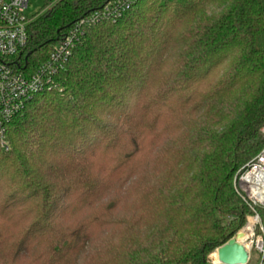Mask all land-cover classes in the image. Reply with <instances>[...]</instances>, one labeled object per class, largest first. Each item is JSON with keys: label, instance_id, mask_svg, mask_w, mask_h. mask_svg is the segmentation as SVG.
Returning a JSON list of instances; mask_svg holds the SVG:
<instances>
[{"label": "trees", "instance_id": "obj_1", "mask_svg": "<svg viewBox=\"0 0 264 264\" xmlns=\"http://www.w3.org/2000/svg\"><path fill=\"white\" fill-rule=\"evenodd\" d=\"M92 17L6 123L0 264L34 242L31 264H212L255 215L235 180L264 150V0H57L11 64Z\"/></svg>", "mask_w": 264, "mask_h": 264}, {"label": "built area", "instance_id": "obj_2", "mask_svg": "<svg viewBox=\"0 0 264 264\" xmlns=\"http://www.w3.org/2000/svg\"><path fill=\"white\" fill-rule=\"evenodd\" d=\"M44 1L52 3L57 0ZM30 6V0H0V144L5 148H7V121L24 107L28 99L49 83L53 74L64 67L80 32L83 30V25L98 18V16H95L97 18L92 17L87 21L75 24L56 45L47 61L35 68H31L29 72H24L17 70L15 68L16 65L11 63L24 52L27 45L29 39L28 24L31 17L28 15ZM262 132L264 134V127ZM256 165L258 166L256 170L264 171V150L257 157L256 162L251 164L249 169L242 174L246 175L248 171L251 172L254 170L252 169L253 166ZM240 179L241 177L237 179V187L240 186L238 190L243 195L244 201L255 212V215L251 218L256 219L253 221L249 218L251 221H248L243 229L250 223L254 225L255 221L258 224L257 227H262L260 217L256 213L255 208L257 206L264 207V204L260 203L255 197H252L249 190L245 191L241 188V183L245 185L243 183L245 178L242 179L241 183ZM252 242L254 248L252 250L257 251L259 258L256 261L252 255V251L249 252L248 264H264V232L254 231ZM211 263L214 264L212 261Z\"/></svg>", "mask_w": 264, "mask_h": 264}, {"label": "rangeland", "instance_id": "obj_3", "mask_svg": "<svg viewBox=\"0 0 264 264\" xmlns=\"http://www.w3.org/2000/svg\"><path fill=\"white\" fill-rule=\"evenodd\" d=\"M49 2H46V1H44V0H30V4H31V6H30V8L28 9V15H30V16H34V15H36V14H38V13H40L41 11H43V10H45V8H46V6H47V4H48ZM222 5V4H221ZM220 4L218 5V4H215V5H213V6H211L209 9H208V13L210 14V13H216V12H219V6H221ZM222 8V7H221ZM179 37H180V35H179ZM178 36H177V38H179ZM181 41V40H180ZM179 41V42H180ZM177 47L179 46L178 44L176 45ZM175 46V47H176ZM175 47L173 48H170V50L167 52V54L163 57V60H164V62L166 61V63L167 64H172L173 62H174V59H173V56L175 55V52H176V50L177 49H175ZM228 67H229V63H225V64H223V65H221V67H219L218 69H216L212 74H210L209 75V77L206 79V81L204 82V84L205 85H207L208 86V88L210 89V88H212V86L215 84V82H218L219 80H221L224 76H225V74H226V71H227V69H228ZM198 116V115H197ZM263 152V151H262ZM258 157V156H257ZM257 159V158H256ZM256 159L254 160V162H256ZM253 162V163H254ZM252 163V164H253ZM252 169H258V166L256 165V166H253V168ZM250 173V171H248V173L245 175V174H240L239 176H238V178H240L241 177V179H240V183H241V181H242V179L243 178H246V176L248 175ZM237 178V179H238ZM237 179L235 180V186H236V189L238 190V188L240 187H237L238 185H237ZM127 187H128V185H125L124 187H123V189L121 190V193H122V191H123V193H122V196H126V194H125V192H126V190H127ZM241 188L243 189V190H245V191H248L249 189L246 187V185H242V183H241ZM239 191V190H238ZM113 193V192H112ZM112 193L110 194V195H112ZM120 193V194H121ZM109 195V196H110ZM253 221L254 220H256V219H253V218H251ZM251 219L250 220H248L249 222L251 221ZM247 225V224H246ZM257 222L255 221V224H254V231H256V228H258L257 227ZM237 236V235H236ZM39 245H40V242H34V243H32L28 248H26L25 250H24V252L20 255V257L18 258V260H17V262H16V264H31L32 263V261H33V259H34V256L36 255V252H37V250H38V247H39ZM88 246V245H87ZM245 246H247V245H245ZM254 249V248H253ZM215 253V252H214ZM213 253V254H214ZM213 254H211L210 255V260L212 261V258H213ZM252 255H253V257H254V259L257 261L258 260V258H259V256H258V254H257V251L256 250H252ZM84 256L85 255H82L81 256V259L82 258H84ZM216 257H217V254H216ZM83 260V259H82ZM254 263V262H253ZM216 264H217V262H216ZM219 264V263H218ZM252 264V263H251Z\"/></svg>", "mask_w": 264, "mask_h": 264}, {"label": "bare ground", "instance_id": "obj_4", "mask_svg": "<svg viewBox=\"0 0 264 264\" xmlns=\"http://www.w3.org/2000/svg\"><path fill=\"white\" fill-rule=\"evenodd\" d=\"M243 183L247 185L251 196L255 197L260 203L264 204V171L256 169L252 170L249 175L243 180ZM253 232L254 225L249 224L245 229L240 232L239 236L236 238L237 242L243 245L249 252H251L253 248ZM212 262L214 264H216V262L217 264H221L218 252H215L213 254Z\"/></svg>", "mask_w": 264, "mask_h": 264}, {"label": "water", "instance_id": "obj_5", "mask_svg": "<svg viewBox=\"0 0 264 264\" xmlns=\"http://www.w3.org/2000/svg\"><path fill=\"white\" fill-rule=\"evenodd\" d=\"M240 232L227 244L215 251L218 252L221 264H248L250 253L243 245L239 244L236 239Z\"/></svg>", "mask_w": 264, "mask_h": 264}]
</instances>
